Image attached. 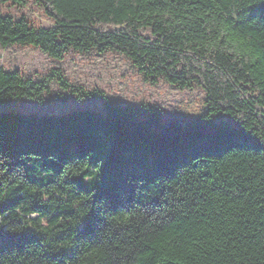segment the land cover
Masks as SVG:
<instances>
[{
  "label": "trees",
  "instance_id": "1",
  "mask_svg": "<svg viewBox=\"0 0 264 264\" xmlns=\"http://www.w3.org/2000/svg\"><path fill=\"white\" fill-rule=\"evenodd\" d=\"M9 2L48 24L0 11L1 49L122 53L205 107L0 112V264H264V0ZM68 91L61 67L0 66V105Z\"/></svg>",
  "mask_w": 264,
  "mask_h": 264
},
{
  "label": "rangeland",
  "instance_id": "2",
  "mask_svg": "<svg viewBox=\"0 0 264 264\" xmlns=\"http://www.w3.org/2000/svg\"><path fill=\"white\" fill-rule=\"evenodd\" d=\"M19 10L39 23L48 24L42 11L34 5L20 7L9 2L0 8L3 14H15ZM0 66L38 74H47L52 68L61 67L74 88L82 91L81 94L68 91L62 99L49 100L46 105L18 98L1 104L0 112L14 110L27 114L49 109L60 113L74 108H100L108 100L118 104L146 102L164 109L166 119H187L199 116L205 107V95L200 88L180 89L164 80L145 81L126 56L113 51L103 54L70 52L57 59L32 45H13L6 50L0 47ZM54 89L58 90V87ZM98 90L104 92L103 96Z\"/></svg>",
  "mask_w": 264,
  "mask_h": 264
}]
</instances>
